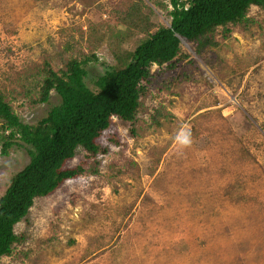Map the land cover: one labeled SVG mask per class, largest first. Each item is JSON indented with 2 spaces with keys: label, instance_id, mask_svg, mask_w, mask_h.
<instances>
[{
  "label": "rangeland",
  "instance_id": "rangeland-1",
  "mask_svg": "<svg viewBox=\"0 0 264 264\" xmlns=\"http://www.w3.org/2000/svg\"><path fill=\"white\" fill-rule=\"evenodd\" d=\"M136 1L0 0V95L37 123L50 107L38 101L41 72L84 53L95 56L86 82L96 94L116 63L114 27ZM249 14V29L202 54L184 42L192 57L153 66L137 123L115 118L100 138L110 147L100 173L36 198L15 227L27 241L0 264H264V10ZM151 17L170 22L165 9ZM129 34L125 50L139 37ZM30 159L25 146L0 152V197ZM82 160L79 149L68 165Z\"/></svg>",
  "mask_w": 264,
  "mask_h": 264
},
{
  "label": "trees",
  "instance_id": "trees-1",
  "mask_svg": "<svg viewBox=\"0 0 264 264\" xmlns=\"http://www.w3.org/2000/svg\"><path fill=\"white\" fill-rule=\"evenodd\" d=\"M253 6L264 10V0H153V5L136 1L120 16L123 22L114 27L116 63L98 76L96 94L88 90L86 82L88 64L95 56L84 53L77 62L68 61L66 70L49 66L41 72L38 101L50 107L37 123L25 122L0 95V152L8 154L18 145L25 146L31 156L0 197V257L17 254V247L27 241V233L17 232L15 227L28 219L36 198L53 194L69 179L100 173L99 156L110 150L100 138L115 118L137 123L146 109L154 65L173 70L179 60L192 57L184 42L202 54L233 34L234 28L249 29L255 22L249 14ZM156 8L167 11L169 24L152 20ZM130 32L139 37L134 49L125 50L122 43ZM53 91L56 102L52 101ZM153 121L159 123L155 115ZM132 131L136 133L134 127ZM111 140L120 143L114 136ZM79 149L88 160L70 167L68 163Z\"/></svg>",
  "mask_w": 264,
  "mask_h": 264
},
{
  "label": "clouds",
  "instance_id": "clouds-1",
  "mask_svg": "<svg viewBox=\"0 0 264 264\" xmlns=\"http://www.w3.org/2000/svg\"><path fill=\"white\" fill-rule=\"evenodd\" d=\"M181 143H182V144H185V145L189 144V143H190V139H189V137L186 136V137L181 141Z\"/></svg>",
  "mask_w": 264,
  "mask_h": 264
}]
</instances>
